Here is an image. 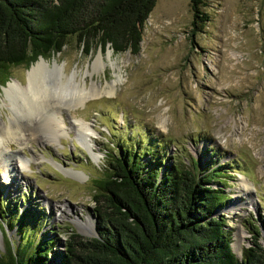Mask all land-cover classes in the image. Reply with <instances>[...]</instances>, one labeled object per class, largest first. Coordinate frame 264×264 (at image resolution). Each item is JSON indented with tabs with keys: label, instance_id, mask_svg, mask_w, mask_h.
<instances>
[{
	"label": "rangeland",
	"instance_id": "rangeland-1",
	"mask_svg": "<svg viewBox=\"0 0 264 264\" xmlns=\"http://www.w3.org/2000/svg\"><path fill=\"white\" fill-rule=\"evenodd\" d=\"M189 2L156 0L134 54L99 47L85 53L71 38L59 53L8 66L0 127L25 128L0 150V254L21 243L29 254L48 242L46 264H56L70 234L94 236L92 179L111 154L123 146L139 151L150 138L165 150L164 163L177 158L199 172L225 164L223 183L211 184L227 196L215 215L225 219L231 249L240 258L256 225L264 244V0H200L207 19L194 25ZM40 60L49 68L46 93L31 104L40 113L28 115L22 98L5 91L27 86V71ZM76 84L100 94L76 104ZM81 123L92 132L94 157L82 145ZM231 203L236 207L228 210ZM86 216L93 221L90 235L79 231Z\"/></svg>",
	"mask_w": 264,
	"mask_h": 264
},
{
	"label": "trees",
	"instance_id": "trees-1",
	"mask_svg": "<svg viewBox=\"0 0 264 264\" xmlns=\"http://www.w3.org/2000/svg\"><path fill=\"white\" fill-rule=\"evenodd\" d=\"M155 1L0 0V85L8 66L59 53L71 38L85 53L92 47L136 53ZM189 1L191 25L206 20L200 0ZM139 147L111 154L101 176L92 179L95 235L70 234L56 264H264L259 226L248 231L251 245L239 258L224 217L215 215L227 196L211 183H223L225 164L199 172L195 163L187 168L177 158L164 163L168 157L154 138ZM47 243L29 254L28 243H21L0 254V264H46Z\"/></svg>",
	"mask_w": 264,
	"mask_h": 264
},
{
	"label": "bare ground",
	"instance_id": "bare-ground-1",
	"mask_svg": "<svg viewBox=\"0 0 264 264\" xmlns=\"http://www.w3.org/2000/svg\"><path fill=\"white\" fill-rule=\"evenodd\" d=\"M39 59H41V58H39ZM54 67H56V65H54ZM97 67H98V62L96 61L95 64L93 65V70H96ZM47 69L49 71V68L47 67V64L43 60H40L39 62H36V64L33 65L27 71V75H28V84H27V86H25V87L23 86L22 87V86H19L18 84L17 85L16 84H14V85L10 84L8 86L9 87L8 90L5 91L6 95L8 97H10L12 92H15L17 96H20L22 98L21 100H23V102L25 104H27V107H26L25 110H26V113H28V115L30 113H36V112H34L35 110H37L38 113H40L39 112V108L35 109L33 107V105H31V104L36 102V100H34V99H37V98L39 99L40 95L42 96V94L45 95V93H46L43 84H44V80H45V77H46L45 76V74H46L45 70H47ZM97 69H99V67ZM113 88H114V86H112L110 88V90L108 92H106V94L107 95H111L112 91H113ZM76 90H77L76 92L74 91L76 94H73V95H75V98H73V99L76 102V104H81V102H84L86 98L96 97V96H99V94H100L99 91L96 88H94V86L90 90H86L85 87L79 88L78 85H77ZM27 94L31 95L32 99H30V98L28 99V95ZM24 97H25L26 100H24ZM60 99H62V98L58 99V103H61V102H59ZM20 106H21V104H20ZM47 107H48V105H46V102H45V108H43V109L45 110ZM50 116H51V118L54 121V131L56 133L61 132L62 131L61 125H63V124H62L61 121L56 120V117H58V115L51 112ZM10 124H11L10 126H1L0 127V150H1V152L3 151V148L7 145V143L9 141L10 142H11V140L13 141L15 136L19 135V137H20V135H22L20 133L23 132V130L25 128L24 125H22V124H20L18 122H14L13 124L12 123H10ZM77 131L79 132L80 139L83 142L82 143L83 147H85L86 151H88L89 154L94 157L93 144H92V141H91V133H92L91 130L88 128V126L86 124L81 123L79 125V128H78ZM55 132H51L50 134L52 136H55ZM3 153H4V151H3ZM53 165L58 167L59 169H61L60 168V164L54 162ZM66 173H68V172H66ZM235 207H236L235 204L231 203V206L228 207L229 208L228 210H233ZM66 211H67V208H65L63 210V212H66ZM79 231L82 234H84V235H90L92 233V231H93V221H92L90 216H86L85 221L82 220L79 223Z\"/></svg>",
	"mask_w": 264,
	"mask_h": 264
},
{
	"label": "water",
	"instance_id": "water-1",
	"mask_svg": "<svg viewBox=\"0 0 264 264\" xmlns=\"http://www.w3.org/2000/svg\"><path fill=\"white\" fill-rule=\"evenodd\" d=\"M41 58V56H38L37 59Z\"/></svg>",
	"mask_w": 264,
	"mask_h": 264
}]
</instances>
